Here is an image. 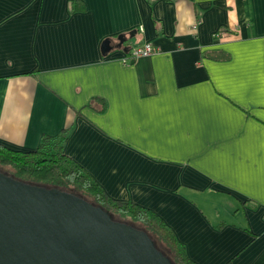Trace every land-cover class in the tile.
Returning <instances> with one entry per match:
<instances>
[{
    "label": "crops",
    "instance_id": "obj_1",
    "mask_svg": "<svg viewBox=\"0 0 264 264\" xmlns=\"http://www.w3.org/2000/svg\"><path fill=\"white\" fill-rule=\"evenodd\" d=\"M70 1L0 0V142L67 129L63 151L197 264H264V0Z\"/></svg>",
    "mask_w": 264,
    "mask_h": 264
},
{
    "label": "water",
    "instance_id": "obj_2",
    "mask_svg": "<svg viewBox=\"0 0 264 264\" xmlns=\"http://www.w3.org/2000/svg\"><path fill=\"white\" fill-rule=\"evenodd\" d=\"M108 48L105 37L100 51ZM0 264L172 262L144 229L112 218L89 199L0 170Z\"/></svg>",
    "mask_w": 264,
    "mask_h": 264
},
{
    "label": "trees",
    "instance_id": "obj_3",
    "mask_svg": "<svg viewBox=\"0 0 264 264\" xmlns=\"http://www.w3.org/2000/svg\"><path fill=\"white\" fill-rule=\"evenodd\" d=\"M82 8L84 4L80 0L70 1V11ZM66 135L67 129L56 134L43 133L32 149L14 148L0 142V170L26 182L58 186L81 195L107 210L112 218L126 219L133 226L144 229L172 264H197L158 214L129 198L110 197L78 162L69 157L63 151Z\"/></svg>",
    "mask_w": 264,
    "mask_h": 264
},
{
    "label": "built area",
    "instance_id": "obj_4",
    "mask_svg": "<svg viewBox=\"0 0 264 264\" xmlns=\"http://www.w3.org/2000/svg\"><path fill=\"white\" fill-rule=\"evenodd\" d=\"M155 50L156 46H154L151 42L142 41L130 46L127 49V52L121 56L120 61L122 63L131 62L138 57L149 55Z\"/></svg>",
    "mask_w": 264,
    "mask_h": 264
},
{
    "label": "rangeland",
    "instance_id": "obj_5",
    "mask_svg": "<svg viewBox=\"0 0 264 264\" xmlns=\"http://www.w3.org/2000/svg\"><path fill=\"white\" fill-rule=\"evenodd\" d=\"M118 220H123V221H126V219H122V218H116ZM161 244V243H160ZM162 245V244H161ZM163 246V245H162Z\"/></svg>",
    "mask_w": 264,
    "mask_h": 264
}]
</instances>
